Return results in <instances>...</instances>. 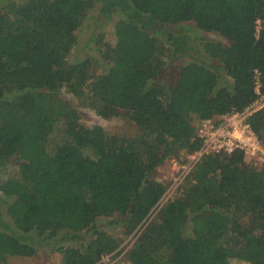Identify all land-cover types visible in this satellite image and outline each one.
I'll use <instances>...</instances> for the list:
<instances>
[{"label": "trees", "instance_id": "trees-1", "mask_svg": "<svg viewBox=\"0 0 264 264\" xmlns=\"http://www.w3.org/2000/svg\"><path fill=\"white\" fill-rule=\"evenodd\" d=\"M98 3L101 59L69 60ZM192 21L225 41L196 43ZM256 69L264 91V0H0V173L15 167L0 181V264L45 246L61 264H106L140 227L126 263L109 264H264V168L241 151L207 156L161 205L169 184L155 177L200 146L197 121L256 99ZM63 89L138 132L86 125ZM250 122L264 142V107Z\"/></svg>", "mask_w": 264, "mask_h": 264}, {"label": "rangeland", "instance_id": "rangeland-1", "mask_svg": "<svg viewBox=\"0 0 264 264\" xmlns=\"http://www.w3.org/2000/svg\"><path fill=\"white\" fill-rule=\"evenodd\" d=\"M99 7H100V3H98L92 10L89 11L88 19L84 22L82 27L79 30H77L76 32L77 43L71 55L68 57L69 60L71 59L73 60L78 57L90 56V55H94L97 58L101 59V54L99 51L100 46L95 43V38L98 36L99 33L96 30L100 29L99 24L96 23L97 20L95 17L99 11ZM116 18L105 23L103 26V30L105 31L106 43L109 44L115 43L114 22ZM183 25L185 26L186 29L190 31L196 43L199 42L201 39H205V38L225 41L224 38L219 33L215 31L211 32V31L201 30L196 26V24L193 21L186 22ZM170 28H172V26ZM188 60H190L188 56L183 57L181 59L173 60L172 65L168 69L167 73L172 74L175 66L183 62H187ZM163 82L164 83L168 82L167 76L165 79H163ZM61 95L66 100L71 101L79 109V111L81 112L82 122H84L86 125L89 126L101 125L108 132L123 134L126 136H133L138 132L137 125L134 122L130 121L125 116H114V117L104 118L98 115L94 109L82 105L76 97H74L71 93H69L65 89L62 90ZM198 122L199 121H197L196 124ZM167 161L158 168L155 174V177L159 178L164 182H169L172 176V170L169 167ZM8 167H7L8 170L6 169L7 172L5 171L0 173V181L7 174H11L14 172L15 170L14 166H11V164H9ZM2 211L4 213L3 214L4 219L7 221L10 220L9 216L5 214L4 205L2 206ZM154 215L155 213H152L151 218ZM111 220L112 219L108 217H101L99 218L98 223L103 229L107 230L108 232L116 235H120V233L123 232L122 227L115 223H111ZM140 231H141V227L138 228L134 233L130 234L128 237H125L120 247V249H123V251L119 254H115V253L110 254L109 257H106L107 260H105V262L126 263L127 251L136 240L137 235H139ZM61 243L63 244L64 242ZM61 243H57V244L59 245ZM64 244L66 245V243ZM61 263H62V254L58 251V249H53L49 246H45V247H41L38 250V252L32 257L11 256L7 260V263H3V264H61ZM229 264H247V263L245 261L235 258L232 259Z\"/></svg>", "mask_w": 264, "mask_h": 264}, {"label": "built area", "instance_id": "built-area-1", "mask_svg": "<svg viewBox=\"0 0 264 264\" xmlns=\"http://www.w3.org/2000/svg\"><path fill=\"white\" fill-rule=\"evenodd\" d=\"M258 23L260 24V21ZM259 28L260 26H258V30ZM260 75V71L256 69L255 91L257 97L252 103L241 111L233 110L199 121L196 124L195 136L200 140V146L168 159L172 176L168 182V188L160 200V205L176 194L185 178L207 156H231L234 152L241 151L247 164L255 168H264V142L250 122V116L264 107V91ZM106 257L109 255H104L101 261L105 262Z\"/></svg>", "mask_w": 264, "mask_h": 264}]
</instances>
